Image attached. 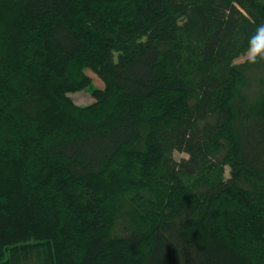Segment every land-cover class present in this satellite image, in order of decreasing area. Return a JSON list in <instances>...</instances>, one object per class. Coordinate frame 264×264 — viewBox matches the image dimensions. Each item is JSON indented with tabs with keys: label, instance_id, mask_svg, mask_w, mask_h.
I'll use <instances>...</instances> for the list:
<instances>
[{
	"label": "trees",
	"instance_id": "16d2710c",
	"mask_svg": "<svg viewBox=\"0 0 264 264\" xmlns=\"http://www.w3.org/2000/svg\"><path fill=\"white\" fill-rule=\"evenodd\" d=\"M261 23L264 0H0V264H264V62H235Z\"/></svg>",
	"mask_w": 264,
	"mask_h": 264
},
{
	"label": "rangeland",
	"instance_id": "374dc122",
	"mask_svg": "<svg viewBox=\"0 0 264 264\" xmlns=\"http://www.w3.org/2000/svg\"><path fill=\"white\" fill-rule=\"evenodd\" d=\"M245 61L244 56H241L240 58L236 59L235 62H243ZM85 73L90 77L91 79V86L89 88L76 91L73 93H69L68 97L71 99V101L79 107H85L90 105L91 103L94 102V99L92 97V88L97 87V88H102L103 84L102 82L95 76L92 72L90 71H85ZM256 78H249V86L246 88V92L250 94H254L258 91L259 89V82L256 81ZM173 156L175 159H180L182 157H186L184 153H179V152H174ZM225 177L228 176V169H225Z\"/></svg>",
	"mask_w": 264,
	"mask_h": 264
},
{
	"label": "clouds",
	"instance_id": "9594fccd",
	"mask_svg": "<svg viewBox=\"0 0 264 264\" xmlns=\"http://www.w3.org/2000/svg\"><path fill=\"white\" fill-rule=\"evenodd\" d=\"M243 56L245 62L250 65L264 62V23L257 25L249 37Z\"/></svg>",
	"mask_w": 264,
	"mask_h": 264
}]
</instances>
